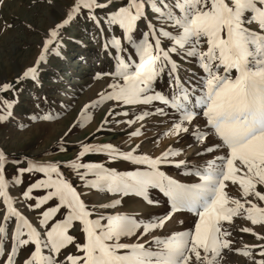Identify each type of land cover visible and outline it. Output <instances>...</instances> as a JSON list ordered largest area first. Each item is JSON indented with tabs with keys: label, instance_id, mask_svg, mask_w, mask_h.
<instances>
[{
	"label": "snow or ice",
	"instance_id": "snow-or-ice-1",
	"mask_svg": "<svg viewBox=\"0 0 264 264\" xmlns=\"http://www.w3.org/2000/svg\"><path fill=\"white\" fill-rule=\"evenodd\" d=\"M47 4L59 7L60 18L42 34L33 62L14 81L0 82V94L12 93L0 98V123L14 119L18 86L40 85L42 66L65 58L64 33L84 21L112 66L91 76L104 83L74 125L84 127L100 106L106 111L96 132L159 117L169 125L159 135L177 143L189 136L192 157L171 144L140 153L139 142L127 150L80 143L65 161L0 149V264H233L232 256L264 264V0ZM56 82L64 83L62 75ZM58 118L52 110L28 117ZM142 129L127 132L129 140ZM56 147L66 151L63 142ZM88 154L103 159L84 162ZM122 163L131 170L111 166ZM128 199L142 202L141 210L125 209Z\"/></svg>",
	"mask_w": 264,
	"mask_h": 264
},
{
	"label": "rangeland",
	"instance_id": "rangeland-1",
	"mask_svg": "<svg viewBox=\"0 0 264 264\" xmlns=\"http://www.w3.org/2000/svg\"><path fill=\"white\" fill-rule=\"evenodd\" d=\"M64 2L65 0H54L58 6ZM59 18V7L49 6L47 0H3V3H0V28L6 23L13 26L10 30L0 32V82L14 81L23 67L33 62L42 34ZM28 25H31V28ZM86 28L90 29L91 25L82 21L78 26H73L64 33L65 58H51L46 66H42L40 85L34 86L32 82H27L18 86L19 103L14 108V119L0 123V149L11 157L27 156L37 161H65L75 155L80 143L109 142L121 147L122 150H127L130 144L139 142L140 153L155 155L171 144L176 148H184L188 158L191 159L192 150L186 147L187 143L191 142L190 137L185 136L177 143L174 139L159 135L169 126L162 123V118L159 117L146 118V121L138 122L131 128L124 125H109L108 128L96 132L106 111L105 106H100L89 110L93 113L92 119L84 127L74 125L73 121L79 109L95 98L104 83V81L92 80L91 76L97 71H108L112 66L109 56L102 51L103 40L97 38L93 41L91 36L86 34ZM73 38L81 41L83 46L73 44ZM78 57H84L86 63L81 62ZM60 75L63 77V84L56 82ZM57 90L62 91L58 93ZM11 96L12 93L0 94V98H11ZM40 97H47L48 104H45ZM49 110L58 112L59 118L46 122L28 119L30 115L42 114ZM20 123L26 126L19 127ZM141 124H143L142 135L129 140L126 133L140 127ZM69 128L72 131L65 137L64 133ZM157 139L158 144L154 143ZM61 142L66 144L65 152H60L56 147ZM102 159L101 156L88 154L83 161L95 162ZM111 166L117 167L118 170L132 168L127 163ZM164 170L173 177L178 176L177 169L172 166H167ZM7 171L12 173L14 167L9 166ZM23 179L25 184L29 182L27 175ZM152 195L163 199L156 190H153ZM92 199L95 200L94 195ZM141 203L137 199H128L124 202V208L128 211H140ZM174 226L180 227L178 223ZM237 236L238 238L242 236L245 242H254V238L249 234L237 233ZM231 259L233 264H243L240 257L232 256Z\"/></svg>",
	"mask_w": 264,
	"mask_h": 264
}]
</instances>
